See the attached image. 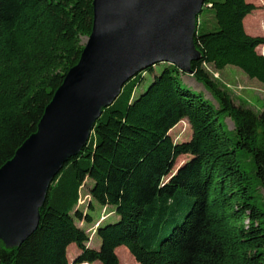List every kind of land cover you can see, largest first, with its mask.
Masks as SVG:
<instances>
[{"label":"trees","instance_id":"obj_1","mask_svg":"<svg viewBox=\"0 0 264 264\" xmlns=\"http://www.w3.org/2000/svg\"><path fill=\"white\" fill-rule=\"evenodd\" d=\"M204 6L216 27L196 32L201 57L191 67L217 105L184 88L185 73L174 64L132 77L55 177L33 234L14 247L0 240V264H120L123 245L136 264H264V194L259 205L238 159L239 151L252 156L264 193V109L236 104L205 68L234 65L264 84V54L257 51L264 36L247 33L257 26L247 22L257 9L248 0H205ZM92 23L93 0H0V167L37 131ZM148 73L152 82L137 94ZM226 117L234 122L232 137ZM184 119L192 137L178 143L170 131ZM186 154L190 159L174 171ZM91 180L87 208L95 201L119 216L98 226L99 248L88 245L89 234L77 225L94 221L79 206ZM72 243L80 252L70 262Z\"/></svg>","mask_w":264,"mask_h":264},{"label":"water","instance_id":"obj_2","mask_svg":"<svg viewBox=\"0 0 264 264\" xmlns=\"http://www.w3.org/2000/svg\"><path fill=\"white\" fill-rule=\"evenodd\" d=\"M205 0H93V23L31 134L0 167V240L21 245L37 229L40 208L64 164L88 143L104 108L124 85L158 63L193 75L197 16Z\"/></svg>","mask_w":264,"mask_h":264},{"label":"rangeland","instance_id":"obj_3","mask_svg":"<svg viewBox=\"0 0 264 264\" xmlns=\"http://www.w3.org/2000/svg\"><path fill=\"white\" fill-rule=\"evenodd\" d=\"M222 1V0H215ZM248 2L256 5L257 9L252 13L248 14L247 22H256L257 26L254 30L247 31L248 34L253 36H264V0H248ZM246 16V17H247ZM216 27V19L214 18L213 11L207 7L203 6L201 13L199 14L197 20V31L206 32L212 31ZM249 27V25L247 26ZM246 29V28H245ZM86 40V39H85ZM259 53L264 54V45L257 47ZM165 63H160L155 66V72L159 73ZM205 68L210 72V74L219 82V84L227 89L236 104L243 105L246 107H251L257 112H261L264 109V84L257 79H252L239 67L234 65H228L221 70H217L214 65L206 64ZM181 74L180 83L186 89H191L196 93H202L203 96L209 99L212 103L217 105V102L213 99L211 93L204 87V85L197 81L192 74L186 73ZM153 80V75L148 73L145 77V80L137 87V94L145 91L150 83ZM228 134L232 137L235 135L234 131V122L230 117L223 118ZM170 135L175 142H184L188 141L192 137V128L187 119L180 121L171 131ZM190 159V155H181L177 158L174 171ZM238 159L245 170L247 176L251 181V189L255 199L258 201V204L261 205L260 201L263 199V191L257 185L256 180L254 179V165L252 163V156L244 151H239ZM93 181H87L86 186L82 189L80 196L79 206L80 208L87 213H90L94 219L92 223L77 221V225L87 231L90 236V241L88 245L93 248H99L101 245L100 237L96 236L95 230L96 225L106 224V223H115L119 220V216L114 213L112 207H103L101 204L93 201L94 209L89 210V202L91 201V196L88 194L89 185H93ZM110 215V216H109ZM108 217V219L103 220L101 217ZM99 225V226H100ZM118 251V256L120 259V264H136L133 258L127 252L128 248L126 246H120ZM79 249L75 243H72L68 247V258L70 262H73L75 257L79 254Z\"/></svg>","mask_w":264,"mask_h":264},{"label":"bare ground","instance_id":"obj_4","mask_svg":"<svg viewBox=\"0 0 264 264\" xmlns=\"http://www.w3.org/2000/svg\"><path fill=\"white\" fill-rule=\"evenodd\" d=\"M204 4H205V3H204ZM203 6H204V5H203ZM202 9H203V8H202ZM200 13H201V12H200ZM198 16H199V15H198ZM198 16H197V18H198ZM197 20H198V19H197ZM179 167H180V166H179ZM179 167H178V168H179ZM178 168H177V169H178ZM177 169H176V170H177ZM102 218H103V220H104V217H102ZM99 225H100V223L98 224V226H99ZM97 228H98V227H97ZM84 264H88V263H84Z\"/></svg>","mask_w":264,"mask_h":264},{"label":"crops","instance_id":"obj_5","mask_svg":"<svg viewBox=\"0 0 264 264\" xmlns=\"http://www.w3.org/2000/svg\"><path fill=\"white\" fill-rule=\"evenodd\" d=\"M94 264H100V262H95Z\"/></svg>","mask_w":264,"mask_h":264}]
</instances>
